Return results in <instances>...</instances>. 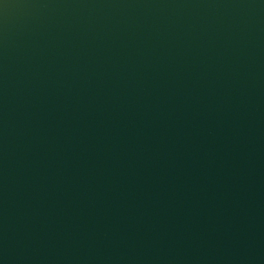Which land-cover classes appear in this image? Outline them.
Listing matches in <instances>:
<instances>
[{
  "label": "water",
  "instance_id": "1",
  "mask_svg": "<svg viewBox=\"0 0 264 264\" xmlns=\"http://www.w3.org/2000/svg\"><path fill=\"white\" fill-rule=\"evenodd\" d=\"M0 264H264V0H0Z\"/></svg>",
  "mask_w": 264,
  "mask_h": 264
}]
</instances>
